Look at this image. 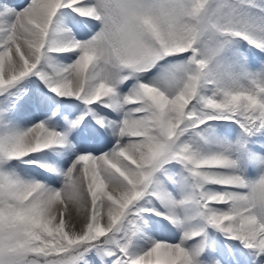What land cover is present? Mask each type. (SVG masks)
I'll list each match as a JSON object with an SVG mask.
<instances>
[{"label":"snow or ice","instance_id":"snow-or-ice-1","mask_svg":"<svg viewBox=\"0 0 264 264\" xmlns=\"http://www.w3.org/2000/svg\"><path fill=\"white\" fill-rule=\"evenodd\" d=\"M0 264H264V0H0Z\"/></svg>","mask_w":264,"mask_h":264},{"label":"rangeland","instance_id":"rangeland-1","mask_svg":"<svg viewBox=\"0 0 264 264\" xmlns=\"http://www.w3.org/2000/svg\"><path fill=\"white\" fill-rule=\"evenodd\" d=\"M9 2H10V3H15V2H16V0H9Z\"/></svg>","mask_w":264,"mask_h":264}]
</instances>
